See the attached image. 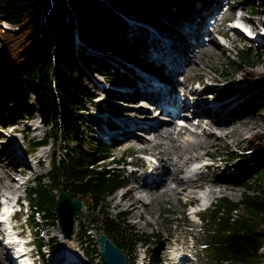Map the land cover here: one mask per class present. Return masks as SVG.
<instances>
[{"label":"trees","instance_id":"16d2710c","mask_svg":"<svg viewBox=\"0 0 264 264\" xmlns=\"http://www.w3.org/2000/svg\"><path fill=\"white\" fill-rule=\"evenodd\" d=\"M169 6L170 0H0V23L17 26L13 31L0 26V96L3 87L16 78L19 86L14 95L21 98L14 110H29L31 115L36 106L22 96L34 95L48 129L43 137L28 142L30 150L47 144L50 138L64 142L62 153L53 154L47 173L39 175L29 187L30 206L34 215L42 213L46 219H56L57 194L62 188L86 196L84 217L88 222L81 223L75 234L79 233L88 264L94 260V254H99L95 241L88 244L95 238L92 227L111 236L127 257L136 250L137 243L145 244L149 236L136 231L126 221L125 212H119L115 218L104 209L107 196L129 181L111 159L106 162L111 156L114 158L107 144L101 142L91 147L84 142L80 113L88 110L87 100L95 94L82 85L76 69L98 70L113 81L122 79L113 58L129 61L140 56L129 55L116 39V32L126 26L127 18L152 23L154 15L165 13ZM252 11L258 12L255 7ZM32 25L31 35L12 46V41L28 33ZM77 30L84 42L81 49L76 47ZM84 47L93 51L88 53ZM236 53L240 66L247 68L244 75L258 77L255 81L260 82L253 94L260 99L256 106L264 108V69L255 68L256 62L264 63V53L253 46L238 48ZM216 92L224 94L223 89ZM3 105L2 100L1 108ZM245 149L251 153L243 149L228 152V159L234 161L233 167L239 173L243 170L254 174L253 180L246 182L243 198L233 201L222 196L203 216L207 225V240L203 244L211 252L212 264H264V130L247 137ZM129 157L122 153L115 161L118 166L127 165ZM254 166L261 170H252ZM56 243L57 240L49 246L53 249ZM42 246L40 239L38 247ZM131 257L128 260L133 262Z\"/></svg>","mask_w":264,"mask_h":264},{"label":"rangeland","instance_id":"374dc122","mask_svg":"<svg viewBox=\"0 0 264 264\" xmlns=\"http://www.w3.org/2000/svg\"><path fill=\"white\" fill-rule=\"evenodd\" d=\"M200 4L203 5L202 9L208 11L212 8L215 10V8L228 5L229 10L225 14L226 16L228 14L230 18L236 19L241 27L245 29L250 28L252 32L255 31L254 28H258V30L255 32L257 35H261V32L264 33V0H170V6L164 13L165 15H154V18L156 19V23L154 25L149 26L143 22L137 24L133 18H127L126 21L128 24H126V26L121 29L120 32H116V39L120 44L128 49L129 55L133 56L132 54H138L141 56L143 59L141 63L147 68L150 67V70L152 71L149 72L145 68H143L144 70H139V68H136V66L129 61H126L125 67H122L120 65L123 61L114 57L112 63L115 64V66H118L120 77L123 80L133 79V76L136 75V78H134L136 81L139 75H146L151 80H153L155 78L153 72H157L160 76L163 72V70L160 69L156 64L150 62L148 59L149 57L146 55L147 53L145 54V44L141 43L142 39H137L140 37L139 34L141 33H135L130 30L134 28L142 29L144 27L145 30L148 29L157 32V29H160L159 26L161 25H158V21L160 22L163 18H170L171 16H174V18L179 20H181L182 17L185 18L186 16L187 18L190 16L193 17L194 15H192L193 12L191 11L196 13L201 11V7L199 6ZM252 7H255L258 12L254 13L252 11ZM223 10L224 9H222V11ZM221 14L222 13H220V16ZM205 15L208 16L209 12H206ZM143 25H146L147 28ZM170 25L175 24L173 21H170ZM0 26L11 31L17 29V26H14L6 21H2ZM127 26L129 28L131 27V29H129ZM161 27H163V24ZM33 30L34 27L32 25L28 33L12 41V46L16 47L24 42L27 36L31 35ZM217 30L220 34H223V36L212 33V35H208L211 39L208 43L199 44L196 47L193 46V56L197 54L201 58V61L194 63L197 67L192 68L189 67V64H184L180 68V73L176 76V78L178 77L177 79L172 76H166V78L169 82L168 84L176 86V89L179 91L184 90L185 88L189 90L191 89L192 92L190 96V102L193 100L194 96H197V94L199 97L200 95H214L209 93V88H207L212 85L215 86L216 91L223 89L224 94L227 93L230 87H233V89H235L236 95H240V98L237 99V101H245V106L243 108L244 110L240 115H242L243 119L247 121L242 124V132L240 135H236L231 139L223 138L217 141L214 140L212 142H209V140L205 148L199 147L197 150L198 152L201 153L204 152V150H208V154L202 153V155H199L193 159L204 157L205 159L209 160V157L211 156L214 166L209 168L210 172L208 171L201 177L189 180H201L209 173L210 174L208 178H214L213 175L217 176L218 172L222 171L225 173V175H229L230 180L228 185H221L222 189H220L221 187H218L217 193L212 202H215V199L220 196H226L233 201H240L243 198L244 191L247 189L246 182L249 180L252 181L254 174L244 173L243 170L239 173V171L233 167L234 161L228 159V152L240 149H243L244 151L247 150L245 149L246 138L252 135L255 131L264 130V108H259L256 106L255 102L260 101V99L258 95L257 98H255V95L253 94L256 84H258L260 81H255V79H258L256 76L247 78V76L244 75L247 68L240 66V58L236 51L238 48H243L244 46H253L256 51L264 53V46L262 44L263 42L259 43L258 40H253L247 37L241 30H235L232 28L230 23L222 22V24L217 26ZM75 32V37L77 36L78 39L75 40L77 43L76 47L81 49L80 45L84 43L83 39L80 37L78 30ZM132 37L134 40L136 39L134 42L132 41ZM83 50L88 53L93 51L90 47H84ZM193 56L191 57L193 58ZM256 63V70L262 71L264 69V63L262 61H258ZM134 72H136L138 75ZM76 75L80 76L82 85L95 94V98L92 100H87L88 110L82 111L79 118V123L81 124L80 127L85 135V144L87 146L95 147L98 144L96 139L99 136L98 129L100 123L104 121L99 117V114H104L103 110H109L113 113L109 114V119L111 120H118L121 117H126L125 113L126 115L129 114V116L132 117L133 114L130 111H132L135 106L134 104H136L135 101L139 98H127L128 94L133 93V85L129 86L128 88H123L128 90L123 91L121 94L117 93L115 95L117 90L112 88V86L116 85L113 79L107 78L98 70L86 69L83 71L80 68H77ZM158 77L159 76H157V78ZM236 80L243 82L236 83V85L232 86L231 84ZM18 86V80L16 78L12 79L11 82L7 83L3 87L4 93L2 96H0V101H4V108L2 107L0 110V159H4V161L6 160L8 163L6 166L5 163L0 160V193H2L4 190H18L20 194L23 197L25 196L29 202V187L36 183L39 175L47 173L52 165L51 160L53 154L56 152L58 154L62 153L61 149L62 145H64V142L60 140L55 142L53 138H50L46 145L38 147L34 150H30L28 142L35 141L36 139L43 137L47 132L48 127L44 125L42 119L40 121L41 114L39 112L38 106L36 105V100L33 94H24L22 96L23 98L27 97L28 102L36 106L33 114L30 115L29 110L25 111L24 113L14 110L15 103L21 98H18L14 95V91L18 88ZM115 87L118 88L117 85ZM200 90H202V92ZM10 98L12 104L9 102ZM147 105L155 107V104L153 103L148 102ZM183 112L185 114H190L186 108L183 109L182 113ZM117 114L122 116L118 118L116 117ZM197 115L198 116L192 117V119H190L193 125H189L192 130H195L197 133L190 134L189 132H185L182 135L175 134L173 140H168V142L164 141L163 146L173 150L170 153L165 154L164 157L179 159L181 155H189L186 151L189 146V141L199 142L204 141V138H207V136L202 131L204 129L209 130V121L207 118L201 121V116L199 114ZM183 116L184 118L186 117V115ZM213 119L215 118H211V120ZM136 120L138 122L141 121L140 118H135L134 121L137 122ZM152 120L153 118L150 117V121ZM200 121L202 124L197 129L196 126H198ZM131 122L134 123L133 121ZM174 125L177 129L179 128L176 122ZM219 130L220 129L216 128L214 131L218 133ZM135 131L138 135L144 133L138 128H136ZM14 138L20 141L21 147L25 151L28 150L25 152V159L22 161H18L15 157H13V154L12 156L6 155L8 153H4V151L9 148V146H11L8 144V142L11 144ZM136 143H138V145L141 144L139 142ZM109 147L113 156L119 157L122 154V151L125 149L123 153L134 154V160L140 161L143 159L141 152L142 150L134 149L133 147L127 146V144H117L113 146L110 145ZM143 152L150 153L146 150ZM249 152L251 153V151L248 149L247 153ZM208 155L210 156L208 157ZM39 158H41V160H39ZM110 159H112V156L106 159V162H108ZM193 159L183 163L180 174H183L184 166ZM216 165L219 168H215ZM119 169L126 175L129 181L128 187L133 186L135 182L133 181L132 174L137 176V173H131V169H129V167ZM252 170L260 171L261 169H259L257 166H254ZM161 172H159L157 175H159ZM6 173L12 175L13 178H10V180L13 179L12 183L16 184H9L8 181H5L8 179ZM226 179L228 180L229 178L227 177ZM44 181L49 180L44 178ZM140 181L144 182V179H141ZM204 186L210 188V186L206 185L205 183H201L198 184L195 189L197 190ZM122 191L123 190L119 189L109 194L106 198L104 209L109 212L110 216L115 218L118 217L119 212L125 211L124 216L126 217V221L133 225L136 231L149 236V239L145 244L137 243L136 250L133 253L128 254L129 257H127L126 252H124L127 258L132 256L131 258L133 259V262L129 264H172L174 255H176V253L181 254V251L191 253L196 252L195 255L197 259L196 262H192V264H212L211 252H209L208 246L203 244L207 240V225L205 226V221L202 219L201 221H193L191 219L189 211L190 209L188 206L191 197L184 193H179L178 197H176V195H174L172 192L169 194V198L171 197L169 200H167L165 196H163L162 200L158 198L152 200L150 197H147L144 200L145 204L147 205L140 206V212L142 215L140 217H135L133 213L137 211L136 209L131 211L124 209L123 205H114V201L120 198V192ZM197 191H200V189ZM196 192L195 190L192 192V200L196 199ZM133 194H135V191ZM75 198H80L84 201H87L86 196L75 195ZM125 200L126 199L123 200V203ZM202 206V204L197 205L199 208ZM22 212V215L21 213H18L15 216L16 219H14V223L17 225V228L15 229L22 231V233L26 232L28 234L27 238L34 239L32 243L35 245V250L31 252L35 253V256H37L36 251H39L38 240L42 239L43 246L40 249L41 252H39L41 257L37 259L39 264H65L64 260L62 259V254L64 251L73 253L68 258L72 259L71 261H75L76 263L74 264H87L88 258L83 253L82 245L78 240L79 233H74L72 238H66L64 240V238L61 236L62 233H58L60 227L56 219H46L42 216V213H37L34 215L32 209L28 211L25 205H23ZM85 213L86 211L82 210L77 212L76 218L78 219L75 222V232H77L81 223L88 222V219L84 217ZM90 230L94 232V236L96 237V233L99 231L93 227ZM1 237L2 235H0V264H10L9 256L7 255L9 251ZM56 240L57 246L55 247L54 251H49V245L53 242H56ZM93 241H95L98 248V243L95 238L94 240L90 239L88 244L91 242L93 243ZM162 242H166L165 249L163 248ZM144 255H146V258H144ZM91 264H104V260L102 259L100 253L94 254V260L91 262Z\"/></svg>","mask_w":264,"mask_h":264},{"label":"bare ground","instance_id":"6f19581e","mask_svg":"<svg viewBox=\"0 0 264 264\" xmlns=\"http://www.w3.org/2000/svg\"><path fill=\"white\" fill-rule=\"evenodd\" d=\"M199 6L201 7L200 10L203 11H198L197 13L191 11L195 13H192V15H194L193 17L190 16L189 18H187L186 16L185 18L182 17V19L179 20L177 18H174V16H171V19L169 17H165L162 19V21H158V25H161L159 26L160 29H157V32L147 29L149 31L148 32L143 27H146V25H143L142 29L134 28L130 30L135 33H141L139 34L141 38L137 36L139 37L137 39H142L141 43L145 44L144 51L146 50L145 54L147 53L146 55L149 57V61L156 64L160 69L163 70V72L161 73V78L162 80L166 81V85L165 87H153L152 81L149 77H147L146 75H139V77H137L136 79L137 82L133 85V93L128 94L127 97H132L133 99L139 98L135 101L136 104H134L135 106L132 111H130L133 114L132 117L128 115L123 118L121 117L118 120H111L109 119V114L102 115L104 118H106L107 123L113 124V126L111 127L112 131L107 132L109 140L113 142V145L127 144V146L133 147L134 149L142 151L146 150L150 153L157 154L159 160L158 165L153 168L149 166V168H152L153 170L158 172H161V170L163 169L162 173L158 178L144 179V182H141L138 177L132 174L133 181L135 182V184L133 186L128 187L127 192L123 197H120L114 201L115 206L123 205L124 209L131 211L136 209L137 211L133 213L135 217H140L142 215V213L140 212V206L147 205L144 202L147 197H150L152 200H154L155 198L162 200L163 196H165V198L169 200L171 198H169V194L170 192H172L174 195H176V197H178L179 193H184L192 198V192L194 191V188L197 187L198 184L205 183L206 185L210 186V188H208L209 190L207 191L208 196L205 195V197L210 201L213 197H215L218 187H221L222 184L224 186L228 185L230 180L229 175H225V173L219 171L217 176L213 175L214 178H208L210 174L209 173L204 176L201 180L189 181L191 180V178H189V176L185 174L181 175L180 171L183 163L199 155H202V153L208 154V150H204V152L201 153L197 150L199 147L205 148L209 140V142H212L214 140L217 141L223 138L231 139L236 135H240V133L242 132L241 126L245 121H247L243 119L242 115H240L243 112V108L245 106V101H237V99L240 98V95L232 96L227 98L226 100H223L222 102L217 101L213 104L208 105L204 102H206L205 99L209 98L211 95H200V98L197 94V96H194L193 100H191L190 103H185V108L187 109V111L189 112L192 110V114H199L201 116V121L207 118V120L209 121V130L204 129L202 131L207 136V138H204V141H189V146L186 149L189 155H181L179 159L164 157L165 154L173 151L170 148L163 146L164 141L168 142V140H173L175 134L182 135L185 132H189L190 134L197 133L195 132V130H192V128L189 126L190 124L193 125L192 121L188 118L186 120L187 126H181L177 129L174 125V123L176 122L174 116H164L162 114L163 111L158 106L152 107L147 105V103L149 102V93L152 94V92L155 91L162 92L163 94L160 93L158 96H156V98H163L164 95H171V91L176 89V86L168 84L169 82L166 76H172L176 78V76L181 71V66H183L184 64H189V67L194 68L197 67L194 63H198L199 61H201L200 56H198L197 54L193 56L192 48L193 46L199 45L201 43L199 40V34L203 30L202 23L205 14L206 12H208V10L202 9L203 5L201 4ZM213 9L214 8L210 9L209 11H212ZM170 21H173L175 25H170ZM135 22H137V24H140L143 21L138 22L135 20ZM143 23L149 26L154 25L156 23V19L154 18V22L152 23ZM162 24L163 27H161ZM129 29H131V27ZM254 30L255 33L258 28H254ZM257 36L258 42H263L262 44L264 46V33L261 32V35L258 34ZM135 40L134 38L132 39L133 42ZM191 56H193V58ZM140 58L142 57L140 56ZM184 90L186 92L191 91V89L189 90L186 88ZM200 91L202 92V90ZM150 117L153 118L152 121H150ZM135 118H140L141 121L138 122L136 120L137 122H135ZM211 118L215 119L211 120ZM164 119L168 121H163ZM131 121H133L134 123H132ZM201 121L198 123V126H196L197 129L202 124ZM136 128L140 129V131H143L144 133H142L141 135L136 134ZM216 128L220 129L218 133L214 131ZM136 142H139L141 144L138 145V143ZM8 144L11 145L9 142ZM4 153H8L6 155L13 154L14 156H12L15 157L18 161H22L25 159V154L22 152L16 142L13 144V146H9V148H7ZM0 160L3 161L7 166L8 163L6 160ZM39 160H41V158H39ZM216 166L215 168H219L218 166ZM6 174L8 179H6L5 181H8L9 184H16L12 183L13 179L10 180V178H13L12 175H10L9 173ZM227 177L229 178L228 180L226 179ZM220 189H222V187ZM11 191L14 195L20 193L18 190ZM134 191L135 194H133ZM124 199L126 200L123 203ZM9 202L10 201L6 199L4 206L9 208ZM7 208H4L3 215H1V219H4V231L7 230V227H10L8 223L9 210ZM58 233L61 234L60 229L58 230ZM6 242L9 247L14 248V250L16 251L15 253L21 251L22 248L25 246L23 242H19V238L16 236L15 231L7 233ZM165 245L166 242L163 243L164 249ZM18 263L30 264L27 257L19 258Z\"/></svg>","mask_w":264,"mask_h":264},{"label":"water","instance_id":"95a60500","mask_svg":"<svg viewBox=\"0 0 264 264\" xmlns=\"http://www.w3.org/2000/svg\"><path fill=\"white\" fill-rule=\"evenodd\" d=\"M86 205L80 198H75L74 192L61 189L57 194L55 205L56 220L65 238H72L75 228L76 214L85 210ZM98 250L104 264H129L123 249L118 246L105 232L99 231L95 237Z\"/></svg>","mask_w":264,"mask_h":264}]
</instances>
